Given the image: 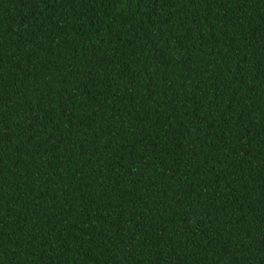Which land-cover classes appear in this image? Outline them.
<instances>
[{"label":"trees","instance_id":"16d2710c","mask_svg":"<svg viewBox=\"0 0 264 264\" xmlns=\"http://www.w3.org/2000/svg\"><path fill=\"white\" fill-rule=\"evenodd\" d=\"M0 264H264V0H0Z\"/></svg>","mask_w":264,"mask_h":264}]
</instances>
